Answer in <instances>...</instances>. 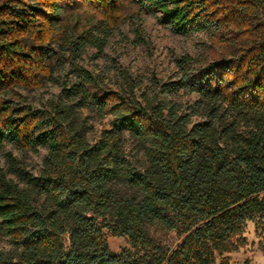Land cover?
Listing matches in <instances>:
<instances>
[{
	"label": "trees",
	"instance_id": "16d2710c",
	"mask_svg": "<svg viewBox=\"0 0 264 264\" xmlns=\"http://www.w3.org/2000/svg\"><path fill=\"white\" fill-rule=\"evenodd\" d=\"M141 1L0 0V150L47 149L38 175L11 155L0 167V235L13 246L0 264H228L249 222L264 235V0H147L209 46L139 97L135 79L109 89L81 62ZM65 70L52 109L26 104L20 91ZM179 92L198 99L165 98ZM89 114L113 119L94 144ZM105 229L129 249L111 251Z\"/></svg>",
	"mask_w": 264,
	"mask_h": 264
},
{
	"label": "rangeland",
	"instance_id": "374dc122",
	"mask_svg": "<svg viewBox=\"0 0 264 264\" xmlns=\"http://www.w3.org/2000/svg\"><path fill=\"white\" fill-rule=\"evenodd\" d=\"M209 46L204 33L183 35L175 30L166 15L151 6L149 1L142 0L129 13L127 20L114 30L106 40L102 50L90 48L84 55L81 65L98 76L105 87L119 90L127 87L126 75L137 81V95H152L157 84L176 80L181 71L176 61L185 55L197 58L206 55ZM72 75L68 71L56 73L57 82L46 83L44 87L32 92L20 91L26 97V104L35 109H52L61 99V82L68 81ZM169 101L193 104L198 96L179 92L172 96H165ZM86 115L88 113L86 112ZM91 143H95L104 129H109L112 118L104 120L93 119L89 114ZM126 153L131 160H140L142 155L136 152L133 140L126 136ZM47 154V149L37 152H26L16 149L7 143L0 150V167L9 169V156L15 158L18 164L27 172L38 175ZM10 179L19 182V178L10 175ZM109 248L115 253L129 249V241L125 237H118L104 230ZM157 237L169 246L179 243L175 233L158 232ZM245 237L248 245L237 253L226 255L219 263L226 259L228 264H264V235L261 234L254 222H249ZM13 249L9 238L0 235V251L10 252Z\"/></svg>",
	"mask_w": 264,
	"mask_h": 264
}]
</instances>
